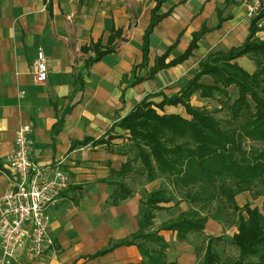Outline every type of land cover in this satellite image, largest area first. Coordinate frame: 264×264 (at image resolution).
<instances>
[{
  "label": "crops",
  "instance_id": "0c3cea01",
  "mask_svg": "<svg viewBox=\"0 0 264 264\" xmlns=\"http://www.w3.org/2000/svg\"><path fill=\"white\" fill-rule=\"evenodd\" d=\"M178 1L165 0L161 4L158 12L168 14L149 34L147 65L136 67L132 74L133 67L142 60V37L155 0L134 13L119 0H51L47 4L43 0H0V169L7 153L13 150L17 126L29 123L33 138L31 159L42 165L59 162L71 177L49 211L52 248L45 256L34 259L26 256L21 260V253L16 264H142L135 244H117L138 229L140 195L131 192L125 199L111 202L115 184L111 183L110 169L117 170L126 155L103 144L87 142L72 149L70 146L85 137L103 136L118 117L151 94L143 95L146 91L165 87L173 75L194 73L198 62L211 53H205L201 45L205 33L218 29L228 33L230 28L232 34L234 23L242 16L232 6L231 15L220 11L222 17H229L219 26L217 14L213 26L203 22L202 13L190 23L194 1L177 4ZM208 9L205 6L204 10ZM195 20L197 26L193 25ZM244 24L246 34L231 46L239 45L246 37L249 22ZM202 27L207 31L191 56L158 70L152 78L132 84L134 76L144 75L170 45L174 47L165 62L184 51L192 33ZM96 41L104 47L116 42V48L102 51L86 68L85 59L94 52L81 47ZM178 46L182 51L176 50ZM38 47L46 57L44 81H37L33 73ZM59 118L60 129L53 132ZM8 186V179L0 170V195ZM160 211L164 209L155 211L154 226L173 219L161 218ZM159 234L168 243L167 261L196 264L191 243L176 240L171 230H160ZM103 249L107 251L93 256Z\"/></svg>",
  "mask_w": 264,
  "mask_h": 264
},
{
  "label": "trees",
  "instance_id": "16d2710c",
  "mask_svg": "<svg viewBox=\"0 0 264 264\" xmlns=\"http://www.w3.org/2000/svg\"><path fill=\"white\" fill-rule=\"evenodd\" d=\"M164 1L155 0L151 8L142 37V60L133 67L132 74L136 67L147 65L149 34L168 14L158 12ZM217 16L216 26L229 17H222L220 12ZM259 17L260 14L250 19L248 33L239 45L225 51H213L201 59L194 73L176 92L163 94L158 101L152 99L158 93L146 95L125 115L118 117L103 136L96 139L85 137L71 143L70 149L90 142L92 145L103 144L126 155L125 162L117 170L110 169L111 183L115 184L112 203L131 194L126 178L135 172L148 181L162 174L168 179L171 190L189 203L190 207L181 210L174 219L149 229L153 225L155 211L166 209L165 204L172 201L173 193L160 186L141 201L138 229L130 238L117 244H135L142 264H174L165 259L168 243L159 234L160 230H171L176 240L188 241L190 234L203 231L208 218L222 222L224 214L228 213H233L236 227L229 242L238 250V257L232 264H264V211L248 203L239 206L235 200L238 193L253 188L258 195L264 196V148L248 150L242 144L244 138L264 142V78L261 71L250 73L237 62V58L243 55L252 56L259 62L264 57V39L255 36L261 30L257 25ZM206 31L205 27L194 31L184 51L165 62L174 47V44L170 45L156 57L144 75L134 76L132 84L152 78L158 70L187 59ZM81 48L94 52L93 56L85 59L87 68L102 51L111 52L116 46L104 47L96 41ZM203 76H209L212 82H203ZM231 85L236 88L237 96L232 102L223 103L228 108L226 119H219L211 111L189 101L192 94L201 97L225 95ZM177 105L183 106L188 117L164 111L165 106ZM61 121L59 118L53 125V132L60 129ZM114 127L124 131L129 142L125 147L118 145V149H114L112 139L117 136L111 133ZM221 240L220 235L208 237L200 264H222L215 249ZM106 251L100 250L93 256ZM11 264L16 263L12 261Z\"/></svg>",
  "mask_w": 264,
  "mask_h": 264
},
{
  "label": "rangeland",
  "instance_id": "374dc122",
  "mask_svg": "<svg viewBox=\"0 0 264 264\" xmlns=\"http://www.w3.org/2000/svg\"><path fill=\"white\" fill-rule=\"evenodd\" d=\"M101 1L108 2L109 0H101ZM170 1L172 2L174 0H170ZM187 1L189 0H179L177 4L187 2ZM193 1H194L193 9L189 12L190 23L195 19V17L198 14H201V13H202L201 19H203V22H205L207 26H213L216 23L217 12L221 11L222 15H226V14L231 15V12H232L231 9L236 8V10H240L242 13V16L237 19V22L234 23L231 29L232 32L234 33L232 34L230 33V28H229L228 33L227 31L222 32V29L221 30L218 29L217 31L212 30V31L205 33V35L200 40L202 48L205 49V53H209V52H212L218 49L225 51L233 43L240 42L243 39L244 34H246V24L244 23L245 21L246 23H248L250 21V18L246 17L245 15L244 8L241 5L242 0H193ZM260 1L264 5V0H260ZM150 3H151V0H119V4H124L127 7L131 8L133 13L141 6L149 5ZM222 4H224L225 6L222 7ZM228 5H231L230 8H225ZM205 6L209 7L207 11L204 10ZM232 6L233 8H231ZM193 25L197 26L196 20L193 22ZM257 25L261 30L257 31L255 36L260 39H264V19L262 21H258ZM121 35H122L121 37H123V33H121ZM119 38L120 36L118 37V39ZM114 43L110 45H114ZM208 43L212 45V48L207 47L209 45ZM176 50L179 52L182 51L180 46H178ZM197 54L199 53L197 52ZM237 62L250 73L261 71L260 72L262 73L261 76L264 78V57L261 58L259 62V61H256L252 56L243 55L237 58ZM192 74H193V71H190V73H184L181 76L173 75L172 77L173 80L171 81V82L174 81L173 83L170 82V84L166 85L165 87L161 89H157L155 92L146 91L143 95L148 94V93H158L156 96L152 97L154 101H158L161 99L163 94L171 95L172 93L177 91L189 78L187 75H192ZM201 80L207 83L212 82L209 76H203L201 77ZM262 83L264 84V79ZM236 96H237V90L234 86L231 85L227 87V94L225 95L219 96L216 94L213 97H201L198 94H192L190 96L189 101L192 105L201 106V107L206 108L208 111H211L219 119H226L229 116L228 108H227V105L223 103L232 102L236 98ZM164 111L167 113L174 112L184 117H188L182 105L167 106L166 108H164ZM111 133L117 135L115 136V138L112 139V142L115 141L113 142L115 144V146H113L114 149H118V145L119 146L122 145L123 147L128 145L129 142L127 138L125 137V133L120 128L118 127L112 128ZM242 144L244 148L248 150H251V149L261 150L264 148V142L259 141V140H252L249 138H244L242 140ZM126 179H127L126 181L128 185L131 188V191L137 192L140 195L137 218L140 217V213H141V207H142L141 201L147 196V194L150 191L160 186L166 187V189H168L169 192L173 193L172 201L165 204L167 205V208L164 209V211L159 212V215L161 216V218H173L174 219V217L181 210H186L190 207L189 203L186 200H184L182 196H180L179 194H176L175 192L171 190V185H169L168 179L164 177L162 174H157L154 180L148 181L143 175H140L135 172V173L130 174ZM255 189L256 188H253L251 190L238 193L235 196L236 203L239 206H242L243 204L248 203L250 206L252 207L257 206L261 211H264V196L258 195L257 192H255L256 191ZM214 204L215 203H213V205ZM213 205L210 207V209L213 207ZM223 218L225 220L222 222H218L212 218H208L207 220L208 224L207 226L204 227L201 233L190 234V236L188 237L187 242L191 243L195 249V253H196L195 263L196 264H200L202 261L203 253H204V249H205L208 237L215 236V235H220L222 237V240L218 241L215 245V249L220 255L221 263L222 264H232L233 261L237 259L238 250L234 245H232L229 242L230 236L236 231L233 213L224 214ZM156 227H158V225L157 226L152 225V227H150L149 229H155ZM48 232H49V225H48ZM114 242L115 241H113V243ZM46 254L47 252L44 253V255L40 257H43ZM23 256L21 260H24L26 256H28L29 258H33V259L39 258V257H32L30 255H27L26 253H24ZM18 259L19 257L16 259V261H18Z\"/></svg>",
  "mask_w": 264,
  "mask_h": 264
},
{
  "label": "built area",
  "instance_id": "2783aa9c",
  "mask_svg": "<svg viewBox=\"0 0 264 264\" xmlns=\"http://www.w3.org/2000/svg\"><path fill=\"white\" fill-rule=\"evenodd\" d=\"M43 1L47 4L51 0ZM241 5L246 17L251 19L260 14L258 21L264 19V5L260 0H242ZM33 73L37 81L47 78L46 57L40 47L33 60ZM32 145L31 125L20 123L13 150L7 153L0 169L9 182L0 195V264L16 262L21 253L40 257L52 248L49 211L71 181L59 162L42 165L32 160Z\"/></svg>",
  "mask_w": 264,
  "mask_h": 264
}]
</instances>
